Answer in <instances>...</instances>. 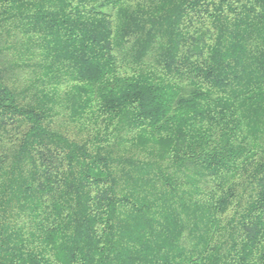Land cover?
I'll return each mask as SVG.
<instances>
[{
    "label": "trees",
    "instance_id": "obj_1",
    "mask_svg": "<svg viewBox=\"0 0 264 264\" xmlns=\"http://www.w3.org/2000/svg\"><path fill=\"white\" fill-rule=\"evenodd\" d=\"M0 264H264V0H0Z\"/></svg>",
    "mask_w": 264,
    "mask_h": 264
}]
</instances>
